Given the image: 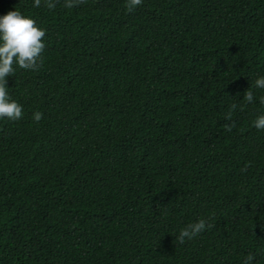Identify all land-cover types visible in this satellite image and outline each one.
Returning a JSON list of instances; mask_svg holds the SVG:
<instances>
[{"label": "trees", "instance_id": "trees-1", "mask_svg": "<svg viewBox=\"0 0 264 264\" xmlns=\"http://www.w3.org/2000/svg\"><path fill=\"white\" fill-rule=\"evenodd\" d=\"M51 2L0 0L45 30L38 67L5 78L23 115L0 120V264L264 249V105L242 99L264 75V0ZM198 218L211 227L174 238Z\"/></svg>", "mask_w": 264, "mask_h": 264}, {"label": "clouds", "instance_id": "clouds-1", "mask_svg": "<svg viewBox=\"0 0 264 264\" xmlns=\"http://www.w3.org/2000/svg\"><path fill=\"white\" fill-rule=\"evenodd\" d=\"M42 0H32V7H40ZM74 0H65V7L71 8ZM49 9L55 5L51 0H44ZM140 0H128V6L139 4ZM45 30L39 26L30 16L13 7L10 10L0 14V120H19L22 115V104L13 98L6 86V77L20 69H34L38 67V61L44 48ZM253 88L264 90V75H258L253 84L243 92L244 102L251 104L254 99L264 105V94L256 95ZM231 107L235 109L236 104ZM41 113L34 111L32 119L39 121ZM253 126L260 130L264 129V112H259L252 121ZM211 224L205 218H198L178 230L175 239L183 243L185 239H191ZM264 255V249L259 252L246 254L241 264H255L258 256Z\"/></svg>", "mask_w": 264, "mask_h": 264}]
</instances>
